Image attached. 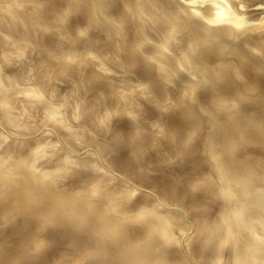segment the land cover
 <instances>
[{
  "label": "bare ground",
  "instance_id": "6f19581e",
  "mask_svg": "<svg viewBox=\"0 0 264 264\" xmlns=\"http://www.w3.org/2000/svg\"><path fill=\"white\" fill-rule=\"evenodd\" d=\"M59 1L0 0V23H2L0 24V118L2 121L0 127L8 125L11 128L8 129L10 131L8 133L13 135H28L31 131L23 130L25 133L22 131L17 133L15 130L20 122L23 123L24 118L36 115L41 122L47 123L50 119L49 135L51 134V139L54 138L51 141L47 134H37L38 136L34 134L37 137L20 139L13 135L6 136V133L3 134L4 131L0 129V137H2L0 138V163L4 152H8L6 149L10 148L13 151L17 149V154L10 151L11 154L8 156L10 165L7 163L9 165L7 168L2 169L5 164L0 165V168L2 166L0 170L4 172L0 173V221L14 217L23 219V216L16 217L18 208L27 211L23 213L25 217L21 222L26 221L25 218L28 219V216L37 220V212L42 211L45 221L39 222L41 231L47 222L51 225L55 221V219L52 220V209L48 207L45 210L46 203L54 204V206L68 203L69 209L60 210V215L63 217L75 215L76 218L79 217L77 219L87 221L85 225L86 252L83 254L81 249L78 250L84 255L83 261L85 260L86 264H120L118 263L120 256L116 255L117 259H115L109 253L108 248L112 247H116L120 253L118 254L123 256L124 264H154L152 260L155 257L158 258L156 264H245L244 262L247 264L250 260L252 264H264V260L263 263L260 262L255 248L254 254L252 251V254H246V258L245 256L241 258L238 248H231V245L228 249L214 247V250L206 256V249L208 246L210 249L211 246L208 243L207 246L204 240L202 241L209 235L211 237L215 235L224 238L226 245L231 241L226 238L229 234H232V237L239 235L261 237L262 235L261 239H264V232H262L264 229L261 230L256 223H252L254 221L249 219L251 213L247 216L245 211L246 207L249 208L252 205L255 206L253 209L260 208L264 197L243 195L245 192L247 195L248 191L257 189L261 191L262 189L257 188V185L264 183V177L253 175L256 172L255 160L253 163L246 160V155L244 156L246 153L249 155L257 150L253 144L245 142L264 139V131H257L262 126V122L258 119L259 116L256 118L254 115V107L259 108V105H264V100L259 102L260 104L250 102L256 95H260L258 91L252 94L245 93L240 97L237 95L230 98L221 97L224 102L222 106L227 109L221 107L222 111L224 110L223 115L219 113L220 116L213 115L209 119L201 114V111L210 112L204 104L206 101L224 96V91L228 88L226 81L230 79L227 78L230 76L226 73L227 69H232V73L240 76L242 71L248 74L252 72L249 70L251 67L253 70L257 67L256 69H261L259 73L264 77V39L259 40L261 36L259 33L264 30V21L260 20L261 17L254 16L255 18L250 20V15L239 8L241 0H174L177 4L173 5L168 4V1L161 4L155 0H140L135 3L134 0H115L108 8L110 15L106 13L108 11L105 9L106 4L101 0H94L89 7H82L79 13L74 11L84 0H61L58 3ZM242 1L241 3H244ZM245 1L248 4V1ZM245 4L244 7H248ZM122 6L126 8V12L120 8ZM91 9H93L92 12ZM248 10L249 8L246 11ZM134 13H140L139 17L133 19ZM84 15L93 20L96 26L95 31L87 30L85 34L82 32V28L85 27L83 22L87 21ZM134 31L135 33L129 36ZM233 52L238 56L231 58L230 55H233L231 54ZM22 56L29 57L28 61L30 57H33L35 63H32L36 66L32 64L33 66L29 67L26 71L29 75L24 73L27 77L25 76L18 87L16 85L20 80L18 75L22 73V70L24 71V68H14V65L21 58L24 59ZM244 76L246 79L250 75ZM241 78L244 79V77ZM249 80L250 78L246 81ZM239 103L243 105L241 110L235 109ZM231 108L234 110L230 111ZM25 110L28 112L27 115H21L20 111ZM240 111L244 115H241ZM75 114H78L80 118L76 120ZM261 116L264 117V115ZM56 122H62V124L58 126ZM70 122L74 124L70 125ZM31 123L34 124L33 120ZM7 128H4L5 131ZM138 132L140 134H137ZM87 138L90 140L87 144L92 141L100 143L97 145L100 148L94 150L99 159L97 163L93 162L96 156L95 159H91L92 162L86 159L92 150L90 148L86 149L88 152L85 151L87 157L85 155L75 157L73 154H68L66 150L64 152L62 148V153H59L64 159L62 161L69 159L74 164L78 163L77 166H82L84 170L86 168L85 172L98 170L96 171L98 173L101 168L98 162L109 169L112 167L113 171L121 172L120 169H126L123 171L124 175L133 183L146 182L144 186L147 187V181L154 182V188L157 187L159 190L158 192L153 190L157 194L152 191L156 197L154 198V194L149 192H141L133 185V187L130 186L131 184L129 186L125 184L127 187L121 190L120 185L117 184V182L120 183L117 180L118 177L110 175L111 171L106 175L107 171L104 172V168H101L103 172L97 175L93 172H91L93 174L85 173L88 177H85L84 183L82 179V181L79 180L81 178L79 177L78 180L81 183L75 182L78 185L75 184L74 192L72 187H68L70 185H66L72 189V196L71 193L62 195L63 188L59 187L58 190H61L58 193L52 180L55 177V171L51 164H49L51 167L48 164L43 166L47 155H43L45 151L41 152L44 149L55 151L57 141L65 143L68 147L71 145L69 143H72V150L69 152H73L74 149L76 152L78 145L83 140L86 142ZM80 140L82 141L77 145ZM74 144L76 148L73 149ZM262 149L264 150V147ZM94 153H92L93 156ZM101 153H104V156ZM253 154L255 157V152ZM90 156L92 158V155ZM170 159H173L171 163ZM53 161L50 160L51 163ZM165 165L170 167L169 170L172 169V176H161L159 170ZM66 167L65 165L63 168L66 169ZM54 168L60 169L57 166ZM78 168L81 171L82 168ZM64 170L61 171L65 173L68 171ZM72 173L75 174V172ZM76 177L78 178L75 174L74 178ZM123 181L122 183H125V180ZM10 182H16V185L17 182L23 183L24 189L20 197L8 198L3 186L7 183L11 184ZM67 183L68 181L63 185ZM12 186L9 188L11 189ZM18 186L13 187L17 189ZM66 186L64 189L67 188ZM262 187L264 188V185ZM233 195H237V198L234 199ZM172 198L175 199L174 203L171 202ZM192 199L202 200L193 204L189 202ZM229 200L238 205L235 204L233 208L231 202L227 204ZM186 202L189 204L183 207ZM249 203L252 205L248 207ZM169 204L173 205L172 208L165 207ZM180 205L183 206L178 207ZM6 207H9L11 211L8 208L9 212H4ZM11 207L17 208V211L12 210ZM193 207L198 209L191 211L190 208L193 209ZM187 209L190 210L187 211ZM248 210L251 211V208ZM187 219L189 228L195 229L193 233L185 234L186 228L181 230L186 225ZM30 223L33 224L32 220ZM37 223L35 222L34 225ZM59 223L64 225L61 220ZM7 224L10 223L7 222ZM34 225L33 227L31 225V229ZM20 226L25 227L23 223ZM45 228L48 230V227ZM57 230L59 232L62 229L57 228ZM1 231L0 235H2ZM62 233L65 234L64 229ZM12 234L16 235L17 232ZM33 234L35 236V233ZM199 234L202 235L199 236ZM70 235L73 237L72 234ZM70 235L64 236L66 240L63 238V241L66 242L68 237L71 239ZM3 237L1 236L0 239ZM18 237H20L19 240L22 238ZM36 238L38 242L43 238L40 232ZM44 238L41 241L46 240L47 243V239L44 240ZM52 238L54 241V237ZM59 238L61 237H58V240ZM26 239L30 240L27 237ZM78 239H74L76 243ZM58 240L55 241L58 242ZM28 241L27 244L32 242ZM48 241L47 244L52 240L48 239ZM55 241L52 247L57 248L55 246L58 244ZM4 242L6 241L2 243ZM6 243L5 246H7ZM173 243L176 244V249L172 251L170 247ZM36 246L35 249L38 250L39 247L36 248ZM78 246H81V243ZM52 247L49 250L46 249V253H48L47 250L54 251L55 249L51 250ZM263 247L260 250H263ZM20 249L23 248L20 247ZM30 250L34 253L36 251ZM39 250L42 249L39 248ZM0 252L3 254L2 250ZM56 252L51 254L57 255ZM64 252L69 253V251ZM51 254L48 256L52 257ZM20 255L18 256L23 258ZM38 255L37 252L35 258ZM57 256L55 258H58ZM29 257L32 259L31 255ZM41 258L39 255V259ZM8 261L5 263L8 264ZM34 261L32 264H35ZM37 261L39 260L36 259ZM44 261L43 264L49 263L50 260L45 263ZM53 261L58 262L55 259ZM83 261L81 260L82 263ZM0 264L3 263L0 262Z\"/></svg>",
  "mask_w": 264,
  "mask_h": 264
},
{
  "label": "rangeland",
  "instance_id": "374dc122",
  "mask_svg": "<svg viewBox=\"0 0 264 264\" xmlns=\"http://www.w3.org/2000/svg\"><path fill=\"white\" fill-rule=\"evenodd\" d=\"M54 1H57V0H54ZM61 1V0H60ZM60 1L58 2V3H60ZM103 3H105L106 5H105V9L106 10H108V11H106V13L108 14V15H110V9H108V8H110V5H111V3L113 2V1H115V0H101ZM116 1H122V0H116ZM138 1H140V0H134V3L135 2H138ZM142 1V0H141ZM156 2H158V3H163V2H166V1H168V4L170 3V4H177V1H174V0H155ZM174 1V2H173ZM238 1V0H237ZM240 1V0H239ZM242 1V0H241ZM241 1L239 2V8L241 9L242 8V11L243 12H246L247 14H249L250 15V20H252L253 18H255V17H261V19L260 20H262V22L264 21V0H250L251 2L252 1H254V2H252V3H255V4H252L251 2L249 3V0H247L248 1V4L246 3V1L245 0H243L242 2H244V3H241ZM94 2V0L92 1V0H84L80 5H78L77 7H76V11H74V13H79V10L80 9H82V7H89L92 3ZM241 3V4H240ZM247 4L248 5V7L247 6H245L244 7V4ZM257 3V4H256ZM245 4V5H246ZM249 4H251L250 6H249ZM242 5H243V7H242ZM258 6V7H257ZM260 6V7H259ZM247 7V8H246ZM253 8L254 7V9L256 10V11H254V9H250V8ZM263 7V8H262ZM120 8H122V10H123V12H126V8L124 7V6H122V7H120ZM243 8H245L246 10L249 8V10L248 11H246L245 9H243ZM258 8H260V9H258ZM92 10L93 9H91V12H92ZM148 10V9H147ZM149 10H151V9H149ZM245 10V11H244ZM255 12V13H254ZM252 13V14H251ZM140 14V13H139ZM139 14H133V19L134 18H137V16L139 15ZM255 16V17H254ZM139 17V16H138ZM84 18L85 19H87V21L86 22H83V26H85L84 27V29L82 28V32H84V34L86 33V31L87 30H92V31H95L96 30V26L94 25V23L92 22L93 20L90 18V17H88L87 15H84ZM0 24H2V23H0ZM264 31V30H263ZM263 31H261L262 32V34H261V32L259 33V36H260V38H259V40L260 41H263V39H264V34H263ZM0 33H1V31H0ZM135 33V31L132 33V34H130L129 36H131V35H133ZM262 36H263V38H262ZM231 54H233V55H230V57L232 58L233 56H238V54L236 53H231ZM23 57V56H22ZM24 59L25 58H27L26 60H24V59H20L18 62H20V63H16V65H14V68H24V71L22 70V73L21 74H19L18 76L20 77V80H19V78H18V80H19V82L16 84L18 87H20V82H21V84H22V80H24V78H25V76L27 77V75H29L26 71L27 70H29V67L31 68L33 65H35V64H33V63H35L34 61V58L33 57H30L31 59H30V61H28V59H29V57H23ZM225 58H226V56H225ZM32 60V61H31ZM25 63H24V62ZM28 62H30V63H28ZM33 62V63H32ZM27 63V64H26ZM22 64H24L26 67H24V65L22 66ZM29 64H30V66H29ZM33 64V65H32ZM18 65H20V66H18ZM27 66H28V69H27ZM36 66V65H35ZM10 68H12V67H10ZM36 68V67H35ZM34 68V69H35ZM257 68V67H256ZM252 69V67L249 69L250 71H252L251 73L250 72H248V74H246L244 71H242L241 72V75L240 76H236V74H234V73H232L231 72V70L232 69H227V72L226 73H228V74H230V76L229 77H227V78H230L229 80H227L226 82H227V85H228V88L224 91L225 93H224V96H220V97H218V98H215V99H213V100H208V101H206V103H204L207 107L206 108H208L209 110H210V112H206L205 113V111H201L200 113L204 116V117H206V118H209V119H211V117H213V115H215V116H220V115H223L224 114V110L222 111V108L221 107H223L222 106V104H224V102L222 101V98H224V97H228V98H230V97H232V96H242V95H244L245 93H249V94H252V93H254V92H256V91H258L259 92V94L261 95H256L253 99H251V103L252 104H257V103H259V102H262L263 100H264V77L263 76H261V74L259 73V71L261 72V69ZM257 72V73H255V72ZM26 72V74H24ZM229 72H231V73H229ZM233 74V75H232ZM22 77H21V76ZM244 75H250V76H247L246 77V79H245V76ZM257 76V77H256ZM259 76H260V78H259ZM236 77V78H235ZM239 77V78H238ZM241 77H244V79L243 78H241ZM252 77H254L253 79H252ZM238 78V79H237ZM248 78H250V80L249 81H246ZM241 79V80H240ZM251 79H252V82H251ZM256 79H257V81H256ZM260 79V80H259ZM238 80H239V82H238ZM243 80V81H242ZM253 80H255V81H253ZM230 81V82H229ZM242 81V82H241ZM261 81H263V84H261ZM229 82V83H228ZM234 82V83H233ZM248 84H247V83ZM254 82H256V83H254ZM231 83V84H230ZM246 83V84H245ZM251 83V84H250ZM237 84V85H236ZM255 86H254V85ZM257 84V85H256ZM15 85V87L17 88V86ZM24 85V84H23ZM23 85H21V86H23ZM26 85V84H25ZM234 85V86H233ZM7 86V85H6ZM8 87V86H7ZM253 87H254V89H253ZM231 88V89H230ZM250 88V89H249ZM214 89L215 90H218V88H215L214 87ZM252 90V91H251ZM204 92V91H203ZM227 92V93H226ZM240 93H241V95H240ZM200 96V95H199ZM222 97V98H221ZM219 99V100H218ZM258 101V102H257ZM220 102V103H219ZM212 104V105H211ZM217 104V105H216ZM219 104V105H218ZM260 104V103H259ZM204 105V106H205ZM240 105V106H239ZM218 106V107H217ZM255 106V105H254ZM258 106V105H257ZM264 105H259L258 107L259 108H257L256 106L254 107V115H255V117L257 118V116H259V120L262 122L261 123V127L259 128V129H257V131H259V132H262V131H264V117L263 116H261V115H264V107H263ZM219 109H217V108ZM241 107H243V105L241 104V103H239L236 107H235V109H242ZM224 108V107H223ZM225 109V108H224ZM233 108H231V109H229L230 111L232 110ZM215 110V111H214ZM225 110H227V109H225ZM234 110V109H233ZM211 111H213V113L211 112ZM223 113H222V112ZM204 112V113H203ZM218 112V113H217ZM241 112V111H240ZM23 113V114H22ZM27 110H25V111H23V112H21L20 111V114L21 115H23L24 116V114L25 115H27ZM219 113H220V115H219ZM259 113V114H258ZM243 113L241 112V115H242ZM76 115V114H75ZM244 115V114H243ZM78 116V114L76 115V117H75V119L77 120L78 118H80L79 116ZM209 116V117H208ZM211 116V117H210ZM31 118V119H30ZM35 118V119H34ZM37 118V119H36ZM262 118V119H261ZM26 119L28 120L27 122H26ZM73 119V118H72ZM32 120H33V122H34V124L33 123H31L32 122ZM38 120V121H37ZM31 121V122H30ZM2 121H1V118H0V123H1ZM38 123V125H40V126H38L37 125V123ZM208 122V121H207ZM45 122H41V121H39V117H36V115H32V117L31 116H27L26 118H24V121H23V123L22 122H20L19 123V126H18V128H16V130H15V132H17V133H19L20 131H22V133L25 131V132H28V131H31V133L30 134H28V135H22V134H20L21 135V137H20V135L18 134V135H13V134H11V133H8V132H10L8 129H11L8 125L5 127L4 125H1V127H0V129H2V131H4L3 132V134H5L6 133V136H10V137H12V135L13 136H16V138H24V137H26V139H31V138H33V137H37L38 135H49V131H50V129H51V123H50V119H48V122L47 123H45ZM59 123V124H58ZM60 123L62 124V122H56V124L59 126L60 125ZM71 123V124H70ZM70 123H67V124H70V125H73L74 123H72V122H70ZM237 123V122H236ZM23 124H24V126H23ZM33 125V127H32V125ZM239 124V123H238ZM237 124V125H238ZM241 124V123H240ZM239 124V125H240ZM22 125V126H21ZM30 125H31V127H30ZM37 125V127H36V129L38 130L39 129V131H37L36 129H35V126ZM28 126V127H27ZM211 126V125H210ZM3 127V128H2ZM8 127V128H7ZM22 127V128H21ZM50 127V128H49ZM249 127H251V125L249 126ZM4 128H7V131H5L6 129H4ZM15 129V128H14ZM22 129V130H21ZM24 130V131H23ZM1 131V130H0ZM35 131V132H34ZM24 132V133H25ZM38 132V133H37ZM8 133V134H7ZM11 134V135H10ZM34 134H38L37 136L35 135L34 136ZM137 134H140V132H138ZM51 135V134H50ZM50 135H49V139H51L50 138ZM17 136H19V137H17ZM31 136V137H30ZM52 137V136H51ZM0 138H2V137H0ZM15 138V137H14ZM48 139V140H49ZM56 139V138H55ZM86 139V138H85ZM88 139V138H87ZM52 140H54V138H52L51 139V141ZM257 140V141H256ZM256 140H251V142L249 141V142H245V143H249L250 145H252L253 144V146H255L256 148H257V150L256 151H253L252 153H254L255 152V157H254V154L252 155V153L251 154H244V156L246 155L247 156V158H246V160H250L251 162H253L254 163V160H255V163H254V165H256L255 167H256V172L255 173H253V175H257V176H262V177H264L263 175H264V173H262V172H264V150L262 149V147H264V139L263 138H259V140L258 139H256ZM82 140H80L78 143H77V145L81 142ZM85 140H83L81 143H82V146H85V147H82V146H80L81 145V143L78 145V147H77V150L78 151H76V152H74V148H76L75 147V145L76 144H74L72 147H73V152H69V150H72V148H71V145H72V143H69V145H70V147H68L67 145H65V143H63V142H56L55 143V149L57 150V154H56V150L55 151H46L45 149L41 152V153H43L44 151L46 152V153H44L43 155L45 156V155H47L46 157H45V162L46 161H48V163H45L44 162V164H43V166H45V165H49V164H51L52 165V168H53V170L55 171V174H54V176L55 177H53L52 178V180L55 182H53V184L55 185V188L57 189H55V188H53L54 190H56L58 193H60V190L63 188V190H61L62 192V195H69V193H71V196H72V193L74 192V190L76 189V188H74L75 187V184L76 183H81V181L84 183L85 182V177L87 176L88 177V175L87 174H99V172H105V171H107L105 174L107 175V173L109 172V171H111V172H109L110 173V175H114L113 177H115V178H117V180L118 181H120V183H118L117 182V184H119L120 185V188H121V190H124L125 189V187H127V186H125V184L126 185H128L129 186V184H131L130 186H134L135 188H137L138 190H140L141 192H145V193H147V192H149V193H151L152 195L154 194V193H156V192H154V191H159L158 190V188L157 187H155L154 188V182H152V181H150V183H149V181H147L148 183H147V187H145L146 185V182L145 183H142V184H138V183H133V182H131L132 180L130 179V178H127L125 175H124V172L123 171H125V170H123V169H120L119 171H121V172H118L117 170H115V171H113L114 169H112V167H111V165L109 166V167H111V169H109L106 165L104 166L103 164H101V162H98V163H100L99 164V167H101V168H104L103 169V171H102V169L100 168V170H99V172L97 173L96 171H98V170H96L95 172H93V171H91V172H93V173H91L90 171H86L85 172V170H86V168H85V170H84V168H82V166H77L78 165V163H76V164H74V162H71V160H69V159H67V160H65L67 163H65V161H62V157L60 156V154L59 153H62V148H64L63 149V151L65 152V150L67 151V153L68 154H73L75 157H82V156H86V152L85 151H87L88 149L87 148H90V152H89V155H88V157L86 158L89 162H92L91 161V159H95V161L93 160V162L94 163H97V161L99 160L98 159V157H97V155H95L96 153H94V150L95 149H97L98 150V148H100V146L98 147L97 145H100V143H96V142H94V141H92L94 144H92V142H89L88 144H87V141H90L89 139L88 140H86V142H84ZM254 142V143H253ZM90 143L92 144V145H90ZM56 144H57V147H56ZM85 144V145H84ZM61 145H62V147H61ZM67 147H65V146ZM90 145V146H89ZM95 145V146H94ZM257 145H259V146H257ZM64 146V147H63ZM94 146V147H93ZM97 146V147H96ZM61 148V149H60ZM69 148V149H68ZM71 148V149H70ZM79 148V149H78ZM83 150H82V149ZM60 149V150H59ZM87 149V150H86ZM19 150V149H18ZM259 150H261L260 152H259ZM6 151H8L7 153L6 152H4V156H2L3 158V160L2 161H4V162H2L1 161V163H0V165H3V164H5L4 165V167L2 168V166H1V168L2 169H4V168H7L9 165H10V158L8 157V156H10V154H11V152L13 153V152H15L16 154H17V149H16V151L14 150L13 151V149H10V148H8V149H6ZM11 151V152H10ZM21 151V150H20ZM19 151V152H20ZM257 151H258V153H261L260 155L257 153ZM50 152V153H49ZM88 152V151H87ZM6 153V154H5ZM54 153V154H53ZM91 153V154H90ZM92 153H94V156H93V154ZM50 154V155H49ZM56 154V155H55ZM101 154H103L102 156H104V153H101ZM258 154V156H257V158H256V155ZM5 155H7V156H5ZM52 155H54V157L52 156ZM90 155H92V158H91V156ZM49 156V157H48ZM96 156V157H95ZM245 156V157H246ZM6 159H5V158ZM55 157L57 158V157H59V158H57V159H59L60 161H58L57 159H55ZM90 157V158H89ZM95 157V158H94ZM105 157H106V155H105ZM104 157V158H105ZM252 157H254V159L252 158ZM252 158V159H251ZM256 158V159H255ZM263 158V159H262ZM9 159V160H8ZM52 159H54V161L52 160ZM5 160H7V162H5ZM50 160L51 161H53L52 163L50 162ZM64 160V159H63ZM173 161V159H170V163ZM253 160V161H252ZM63 162V163H62ZM258 162V163H257ZM260 162V163H259ZM9 165H8V164ZM57 163V164H56ZM60 163V164H59ZM67 166L66 167V169L65 168H63V167H65V165ZM8 165V166H7ZM51 165H49L50 167H51ZM60 165V166H59ZM64 165V166H63ZM57 166V168H60L61 166V168H63V169H61L62 171L65 169L67 172L65 173V172H62L60 169H56V168H54V167H56ZM59 166V167H58ZM78 167H81L82 169H81V171H79L80 170V168H78ZM0 168V169H1ZM73 168V169H72ZM167 168V169H166ZM75 169H76V171H75ZM107 169V170H106ZM165 169V170H164ZM170 169V167H168V166H166L165 165V167L164 166H162V168L159 170V171H161V176L162 175H167L168 177L169 176H172V174H171V170H169ZM263 169V170H262ZM52 170V171H53ZM61 172H60V171ZM64 170V171H65ZM71 170H73L72 172H75V174H76V176H78V178L76 177V179L74 178L75 177V174L74 173H72L71 172ZM128 170V169H127ZM57 171H59V173L57 172ZM83 171H84V173H83ZM163 171H164V173H163ZM168 171H170V172H168ZM2 172V174L4 173L2 170H0V173ZM78 172H81L82 174L80 175V173H78ZM165 172H166V174H165ZM62 173V174H61ZM65 173V174H64ZM78 173V174H77ZM85 173H87L86 175H85ZM108 173V174H109ZM120 173V174H119ZM64 174V175H63ZM169 174H171V175H169ZM58 175V176H57ZM60 175H61V177H60ZM63 175V176H62ZM72 175V176H71ZM74 175V176H73ZM80 175V176H79ZM122 175H124V177L122 176ZM57 176V177H56ZM117 176V177H116ZM61 179H60V178ZM63 177V178H62ZM71 177V178H70ZM79 177H81L80 179H79ZM84 177V178H83ZM57 178V179H56ZM135 179H136V177H134ZM64 179H66V180H64ZM71 179H73V180H75V181H73V180H71ZM81 180V181H79V180ZM121 179V180H120ZM125 180V183H122V182H124L123 180ZM130 179V180H129ZM58 180H60V181H58ZM62 180V181H61ZM71 180V181H70ZM63 181H65V182H67L68 181V183L67 184H65V185H63L65 182H63ZM78 181V182H77ZM58 182V183H57ZM60 182V183H59ZM63 182V183H62ZM76 182V183H75ZM11 183V182H10ZM21 183V184H20ZM57 183V184H56ZM62 183V184H61ZM74 183V184H73ZM82 183V184H83ZM78 184H76V185H78ZM150 184H152V185H150ZM9 185V186H8ZM15 186V187H17L18 185V188L17 189H15L13 186ZM21 185H22V187H21ZM54 185H53V187H54ZM56 185H58V186H56ZM66 185H70V186H68V187H72V189H73V192L71 191L72 189L71 188H68ZM74 185V186H73ZM119 185H116L117 187H119ZM145 185V186H144ZM259 185H261V186H259ZM264 185V183L262 182L261 184H258L257 185V188H259V189H262L261 191L260 190H253V191H248L247 192V195H246V192H245V194H243V195H245V196H248V197H255V196H257V195H259V196H262V197H264V188L262 187ZM12 186V188L10 189L9 187H11ZM63 186V187H62ZM64 186H66L65 188L66 189H64ZM121 186H123V187H121ZM132 186V187H133ZM7 188V190H6V188ZM61 188L60 190H58L59 188ZM151 187H152V190H151ZM22 188V189H21ZM124 188V189H123ZM3 189H4V192L7 194V196H8V198H18V197H20V195H22V193H23V189H24V185H23V183L22 182H17V185H16V182L14 183H11V184H9V183H7L6 185H4L3 186ZM70 191H69V190ZM117 189H119V188H117ZM157 189V190H156ZM12 190H14V192L12 191ZM18 190V191H17ZM19 190H21L20 192H19ZM154 190V191H153ZM154 193H153V192ZM210 192H212V190H209ZM262 191H263V193H262ZM64 192H66L65 194H63ZM251 192H253V193H251ZM261 192V193H260ZM251 193V194H250ZM19 194V195H18ZM157 194V193H156ZM160 194V193H159ZM13 195V196H12ZM255 195V196H254ZM153 197L155 198L156 197V195L154 194L153 195ZM174 198V197H173ZM172 198V199H173ZM233 198L235 199V198H237V195L235 196V195H233ZM233 198L231 199V200H233ZM157 199V198H156ZM264 199V198H263ZM192 200H194L193 202H192ZM191 201H189L190 203H193V204H197V203H199V201H201V200H197L196 199V201H195V199H192ZM168 202H170V200L168 201ZM171 202H175V199H173V201H171ZM189 202L187 203H184L183 205H180V206H178V207H181V206H183V207H187V205L189 204ZM228 202H231L232 203V206H233V208H235V204H236V206L238 205V203H235L234 201V205H233V202L232 201H227V204H228ZM1 203V202H0ZM230 203V204H231ZM47 205L44 207V208H46L45 210H47V208L49 207V209H52V214H53V217H52V220H54L55 219V221L56 222H60V220L62 221V223H63V221L65 222L66 220V222L65 223H63L64 225H61L59 222V224L58 223H53V222H55V221H51L50 223H51V225L50 224H48V222L45 224V225H42V226H45V227H48V230H46L47 228H45L44 227V229L43 230H39V226H41V223L43 222V221H45L44 220V217L42 216V211L41 212H37L38 213V218H37V220L36 219H34V218H32V217H29L28 216V219H27V217L25 218V220L26 221H28V222H26V221H24V222H21V221H23L24 220V217H25V212H27L26 211V209H23V208H20L21 209V211H20V209L18 208H12V210H18V215L16 216V217H18V216H23V219H22V217L21 218H10V220L7 218V220H9V221H7L6 219H2L1 221H0V230H2L1 231V233H2V235H0V238H1V236L3 237V239H0L1 240V242H0V251L2 250V252H3V254H2V256H1V254H0V262L1 263H7V261H8V259H9V261H8V264L9 263H13L12 261H14V263L15 264H26V263H28V264H32L33 263V260H35L34 261V263L35 264H38L39 263V261H41L42 260V258H43V261H44V259H45V261H48V260H50L49 261V263L48 262H46L45 263V261H44V263L45 264H75L76 263V261L78 262V263H76V264H80V262H81V260L83 261V254H84V252H86V243H87V240H86V231H87V229H86V227H85V225L87 224V221L86 220H80V219H77V218H79V217H75V215L74 216H70V215H68V216H62V215H60V210H63V211H67L68 209H69V204L67 205V204H64V203H61V205L59 206V205H55L54 206V204H48V203H46ZM250 204L252 205V203H249L248 204V207L250 206ZM262 204V205H261ZM260 204V208H258V207H256V208H254L253 209V207H255L254 205H252L251 207H249V208H247L246 207V209H245V211H246V213H247V216L249 215V213H251L250 215L251 216H253V217H251V216H249L250 218V220L252 221H254V222H252V223H256V225L257 226H259L260 228H261V230L262 229H264V228H262V226L264 227V201L262 202ZM53 205V206H52ZM172 206L173 205H167V206H165V207H168V208H172ZM231 206V207H232ZM9 208V207H8ZM8 208L6 207V209L5 208H3V210H4V212L6 211V213L7 212H9V211H7L8 210ZM62 208V209H61ZM65 210H64V209ZM195 208V209H194ZM196 208L197 207H193V209L192 208H190L191 209V211L192 210H196ZM251 208V211L253 212H251L250 210H248V209H250ZM183 210H184V208H182ZM190 209H187V211H189ZM198 209V208H197ZM259 209V210H258ZM9 210H10V208H9ZM16 210V211H17ZM44 210V209H43ZM11 211V210H10ZM20 211V212H19ZM186 211V212H187ZM72 212V211H71ZM74 213H77L76 211H73ZM72 212V213H73ZM257 212V213H256ZM258 212L260 213V214H258ZM20 213V214H19ZM24 213V214H23ZM70 213V212H69ZM72 213H70V214H72ZM55 214V215H54ZM254 214V215H253ZM256 214V215H255ZM56 215L58 216V217H56ZM262 215V216H261ZM76 216H77V214H76ZM258 216V217H257ZM262 217H263V219H262ZM60 218V219H59ZM70 218V219H69ZM76 218V219H75ZM19 219V220H18ZM32 220V222H33V224L32 223H30L31 222V220ZM57 219V220H56ZM72 219V220H71ZM5 222H4V221ZM12 220V221H11ZM13 220H14V222H13ZM16 220V221H15ZM34 220V221H33ZM75 220V221H74ZM256 220V221H255ZM41 221V223L39 224V222ZM77 221V222H76ZM81 221V222H80ZM84 221V222H83ZM261 222V225H260V222ZM2 222V223H1ZM4 222V223H3ZM7 222L8 223H10V224H7ZM35 222L37 223L36 225H34L35 224ZM71 222V223H70ZM74 222V223H73ZM23 223V226H25V227H22V226H20L21 224ZM27 223H29V224H27ZM25 224V225H24ZM27 224V225H26ZM32 225V227H33V225H34V228L33 229H31V225ZM48 224V225H47ZM66 224V225H65ZM75 224V225H74ZM81 224V225H80ZM84 224V225H83ZM186 225L184 226V227H182L181 228V230H183V229H185V234H187V233H193L194 231H195V229H194V227H191V228H189V223H188V219L186 220V223H185ZM14 225V226H13ZM50 225V226H49ZM52 225H54V226H52ZM55 225H56V227H55ZM68 225V226H67ZM36 226V227H35ZM59 226V227H58ZM64 226V227H63ZM65 226H67V227H65ZM17 229H16V228ZM20 227H21V229H20ZM28 229H27V228ZM55 227V228H54ZM26 230V231H24V229ZM57 228H59V230L60 229H62L61 231L63 232V229H64V233L65 234H63L61 231H59L58 232V230H57ZM66 228H68V232L66 231ZM188 228V229H187ZM23 229V231H21ZM29 229H31V231L29 230ZM36 229V230H35ZM52 229V230H51ZM71 229V230H70ZM39 230V231H38ZM51 232H50V231ZM56 232H55V231ZM17 232V234H19V235H13L12 233L14 232V234ZM19 231V232H18ZM35 231V232H34ZM36 231H37V234H36ZM47 233L48 232V234H45V232ZM193 231V232H192ZM22 232V233H21ZM30 232H32V233H30ZM38 232H40V236H42L43 238H44V240L45 239H47V243L49 242L48 241V239L49 240H52L53 241V238L52 237H54V241L56 240H58V237H61V238H59V240H61V241H59L58 240V242H56L57 244H58V246H59V248H58V246H55V247H57V248H54V247H52V245H53V243H54V241H53V243H52V241H50V243H52L50 246H49V244H47L46 243V240L43 242V241H41L42 239H40V243L41 242H43L44 244H46V245H44L43 243H41L42 245H43V247H42V245H40V243L37 241V238H36V235H38ZM50 232V233H49ZM55 232V233H54ZM60 232H61V235H60ZM71 232V233H70ZM262 232H264V230H262ZM12 234V235H10V234ZM33 233H35V236H34V234ZM41 233H43L44 235H42ZM54 233V234H53ZM66 233H68L69 235L70 234H72V236L73 237H71V235H70V237H71V239H69V237L67 238V241L65 242V240H66V236H69L68 234L66 235ZM83 233H84V235H83ZM215 234L217 233V232H214ZM8 234V235H7ZM56 234H57V237H56ZM59 234V235H58ZM62 234H63V236H62ZM75 236H74V235ZM48 235V236H47ZM76 235H77V238H79L78 240L80 241L82 238H84V239H82V241L83 240H85V241H83V243H82V241H80V243H81V246H78L77 247V245H79L80 243H79V241H77V243H79V244H77L76 243V240H74V239H77V238H75L76 237ZM202 235V234H201ZM200 234H199V236H201ZM205 235V234H204ZM260 235V234H259ZM10 236V237H9ZM11 236L13 237V236H15V237H13V238H11ZM16 236H17V238H16ZM18 236H21L22 238L19 240V238L20 237H18ZM24 236V237H23ZM51 236V237H50ZM65 236V237H64ZM81 236H83L82 238H81ZM85 236V237H84ZM230 236V237H229ZM240 236V237H239ZM238 237L242 240V241H240V239H238V237H232V234H229L228 236H226V238H229V240H231V241H229L228 242V244H226L225 245V243H224V238L222 239V237H219V236H215V235H212V237L209 235L208 237H206L205 239H202V241L204 240V242L206 243V245H207V243H208V245L210 244V246L212 247H210V249H209V246L207 247V254H206V252H205V255L206 256H208V254H210L209 252L211 251L212 252V250H214L213 248L214 247H216L217 249H218V246H219V248H229V246L232 248V247H234L235 249H237L238 251H239V253H240V255L242 256L241 258H244V256H245V258L247 257V255L246 254H248V253H250V254H254V250H255V253H256V251H257V254L259 255L258 257L260 258L259 260H260V262L261 263H263L262 261L264 260V245H263V243H264V239H261L262 238V235H261V237L259 236L258 237V235L257 236H248V235H239ZM242 236V237H241ZM8 237V238H7ZM26 237L27 238H29L30 240L28 241V239H26ZM37 237H39V236H37ZM46 237H48V238H46ZM217 237V238H216ZM252 237V238H251ZM14 238H15V240H14ZM23 238H25V239H23ZM41 238V237H40ZM63 238L65 239L64 241H63ZM73 238V239H72ZM226 238H225V240H226ZM239 240H237V239ZM35 239H36V241H35ZM39 239V238H38ZM216 239V240H215ZM260 239V240H259ZM10 240V241H9ZM34 240V241H33ZM70 240H74V241H70ZM206 240V241H205ZM209 240V241H208ZM211 240H212V242H211ZM223 240V241H222ZM259 240V241H258ZM3 241H6V242H8V243H6V242H4V243H2ZM12 241V242H11ZM24 241V242H23ZM26 241V242H25ZM27 241L28 242H30V241H32V242H30V243H28L27 244ZM69 241V242H68ZM201 241V242H202ZM220 241V242H219ZM262 241V242H261ZM20 244H19V243ZM37 244H36V243ZM64 242V243H63ZM71 242H73V243H71ZM85 242V243H84ZM203 242V243H204ZM237 242V243H236ZM252 242H255V243H252ZM5 243H6V245L8 246H5ZM15 243V244H14ZM23 243H25V245L23 244ZM34 243V244H33ZM62 243V244H61ZM71 243V244H70ZM128 243V242H127ZM204 243V244H205ZM235 243H236V245H235ZM262 243V244H261ZM26 244H27V247H26ZM32 244V245H31ZM56 244V245H57ZM59 244H61V246L59 245ZM220 244V245H219ZM256 245V247H254V245ZM13 245H15V246H13ZM21 245V246H20ZM24 247H23V246ZM34 245V246H33ZM35 245H37L36 246V248H40V249H42V250H39V248H38V250L37 249H35ZM39 245V246H38ZM54 245H55V243H54ZM65 247H64V246ZM86 245V246H85ZM176 244H172L171 246L172 247H170V250H172L173 251V249L175 250L176 249V246H175ZM239 245H241V246H239ZM248 245V246H247ZM3 246H5V247H3ZM19 248H18V247ZM46 246V247H45ZM47 246H48V248H47ZM63 246V247H62ZM236 246V247H235ZM246 246V247H245ZM253 246V247H252ZM258 246V247H257ZM10 247H12L11 249H10ZM15 247V248H14ZM17 247V248H16ZM20 247L21 248H23V249H20ZM26 247V248H25ZM33 247H34V249H33ZM53 248V249H51V250H54V251H48L49 250V248ZM72 247V248H71ZM245 247V248H244ZM251 247V248H250ZM262 247H263V250H260V248L262 249ZM44 248H45V250H44ZM67 248V249H66ZM113 248V249H112ZM112 248H108V250H109V253L110 254H112V256H113V258L115 257V259H117L116 258V255H118V257H119V262L118 263H120V264H124V262H123V256L122 255H119L120 253L118 252V249L116 248V247H112ZM241 248V249H240ZM255 248V249H254ZM259 248V249H258ZM4 249V250H3ZM12 249H14V250H12ZM15 249H16V252H14L15 251ZM21 251V252H19V250ZM26 249V250H25ZM30 249H32V250H36L35 251V253L33 252V251H31ZM46 249H48L47 250V252L49 253H46ZM59 250V251H61V253L60 254H63V255H60V254H58V252H56L57 250ZM71 251H70V250ZM80 249L82 250L81 252L83 253H79V251H80ZM84 249V250H83ZM244 249V250H243ZM23 250H25V251H23ZM28 250H30V251H28ZM44 250V251H43ZM79 250V251H78ZM251 250V251H250ZM259 250V251H258ZM18 251V252H17ZM30 253V255L32 256V259H30V255L28 256V252ZM64 251H69V253H70V256H69V253L68 252H64ZM73 251H74V255H73ZM249 251V252H248ZM253 251V252H252ZM261 251V252H260ZM25 252V253H24ZM37 252L39 253V255L42 257L41 259H39V255H38V257L37 258H35L36 256H37ZM52 252H56L57 253V255H54V257H53V255L51 254ZM63 252V253H62ZM78 254H77V253ZM243 252V253H242ZM252 252V253H251ZM260 252V253H259ZM6 253V254H5ZM8 253H9V256H8ZM14 253V254H13ZM33 253V254H32ZM42 253V254H41ZM48 254L49 256H50V254L52 255V257H49L48 255H46L45 256V254ZM115 253V254H114ZM119 253V254H118ZM242 253V254H241ZM262 253V255H260ZM19 254H21L20 256H23V258H20L18 255ZM26 254V255H25ZM67 254V255H66ZM76 254V255H75ZM80 254V255H79ZM256 254V255H257ZM8 257H7V256ZM11 255V256H10ZM66 255V256H65ZM13 256H16V257H19V258H16L15 259V257H13ZM28 256V257H27ZM63 257L64 256V258L66 259H64V258H55V257ZM76 256V257H75ZM262 256V257H261ZM3 257H5L4 258V260H3ZM29 258L28 260H29V262H28V260L26 261V259L27 258ZM45 257H47V258H45ZM72 257H75L74 259H72ZM12 258V259H11ZM68 258V259H67ZM70 258V259H69ZM156 258V259H155ZM153 260H152V263H154V264H156L155 262H157V257H155ZM262 258V259H261ZM2 259V260H1ZM10 259L12 260L11 262H10ZM19 259H23V260H25L24 262L21 260H19ZM36 259L37 260H39V261H37L36 262ZM47 259V260H46ZM55 259L56 261H58L57 263L55 262V261H53V260ZM19 260V261H18ZM63 260H65V261H63ZM3 261V262H2ZM31 261V262H30ZM43 261H41L40 262V264H43ZM52 261V262H51ZM59 261H60V263H59ZM251 261V260H250ZM250 261H247V264H250L251 262ZM22 262V263H21ZM85 262V260L83 261V263ZM5 263V264H6ZM13 263V264H14ZM82 263V262H81ZM82 263V264H83ZM245 264H246V262H244ZM84 264H86V262L84 263ZM252 264V263H251Z\"/></svg>",
  "mask_w": 264,
  "mask_h": 264
}]
</instances>
